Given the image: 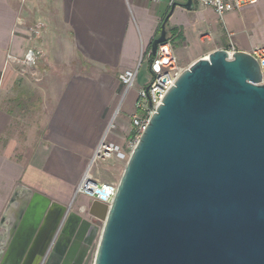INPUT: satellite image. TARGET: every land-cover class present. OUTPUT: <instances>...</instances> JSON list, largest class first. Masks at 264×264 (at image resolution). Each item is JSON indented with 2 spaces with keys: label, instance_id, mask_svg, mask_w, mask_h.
Listing matches in <instances>:
<instances>
[{
  "label": "water",
  "instance_id": "1",
  "mask_svg": "<svg viewBox=\"0 0 264 264\" xmlns=\"http://www.w3.org/2000/svg\"><path fill=\"white\" fill-rule=\"evenodd\" d=\"M173 9L153 55L167 41ZM35 197L21 225L27 237L15 250L14 239L2 264H27L36 255L49 264L60 246L65 264H264L259 61L248 51L230 56L218 48L179 75L131 150L111 203L89 204L102 221L97 247L92 236L64 246L55 241L61 219L50 223V199Z\"/></svg>",
  "mask_w": 264,
  "mask_h": 264
},
{
  "label": "crops",
  "instance_id": "2",
  "mask_svg": "<svg viewBox=\"0 0 264 264\" xmlns=\"http://www.w3.org/2000/svg\"><path fill=\"white\" fill-rule=\"evenodd\" d=\"M187 1L0 0V264L14 239L13 250L27 237L21 225L35 195L50 199L49 220L61 219L64 244L77 234L94 242L100 221L88 212L93 199L76 195V188L111 123L110 142L123 146L131 139V115L152 62L151 45L173 6L167 24L178 35L170 39L186 66L218 48L253 52L264 46V0L228 11L223 19L213 8L196 0L189 8ZM39 22L41 35L33 37L29 29ZM30 47L48 67L46 82L32 88L40 99L42 131L18 153V138L9 133L12 112L3 99L22 79L18 66ZM75 62L80 64L73 69ZM138 65L137 84L125 91L120 74ZM41 259L25 262L41 264Z\"/></svg>",
  "mask_w": 264,
  "mask_h": 264
},
{
  "label": "built area",
  "instance_id": "3",
  "mask_svg": "<svg viewBox=\"0 0 264 264\" xmlns=\"http://www.w3.org/2000/svg\"><path fill=\"white\" fill-rule=\"evenodd\" d=\"M198 3L211 7L215 10L220 18H224L228 11L240 10L245 7L254 5L257 0H196ZM43 28V23L39 22L34 27L30 28L29 33L31 36H40ZM235 47L228 48L227 51L231 56L235 51ZM259 61L264 81V46L258 47L251 52ZM39 58V52L30 47L22 60V64L35 65ZM15 59V57H12ZM16 60V59H15ZM138 65L135 68L126 69L120 74V81L125 87V91L133 88L137 84L139 74ZM188 66L181 63L176 55L172 40L168 39L163 44H159L156 55L151 62L149 72L147 73L146 82L138 89L137 99L135 102V111L131 115L132 127L134 131L133 137L127 143V149L122 146L110 142L108 140V133L114 128V123H111L108 131L98 144L92 158L90 159V166L82 176L77 188L76 195L84 194L92 199H97L104 203H111L113 200L118 182H101L93 176L91 168L95 164L107 161L113 158L124 160L129 158L130 152L139 139L148 124L151 115L162 102L167 91L174 85L179 75ZM100 221V220H99ZM102 222V221H101Z\"/></svg>",
  "mask_w": 264,
  "mask_h": 264
},
{
  "label": "rangeland",
  "instance_id": "4",
  "mask_svg": "<svg viewBox=\"0 0 264 264\" xmlns=\"http://www.w3.org/2000/svg\"><path fill=\"white\" fill-rule=\"evenodd\" d=\"M73 64L74 69L77 68L80 63L75 62ZM68 68L69 66L67 65L65 69ZM83 68L84 67L82 66V70ZM18 69L19 73L22 74V79L17 83L10 97L4 98L3 100L5 102V106L8 107L10 112H12L13 120L9 133L18 138V153H23L25 151V148L27 147L25 141L29 137H31L32 143H35V141L41 135L42 127L38 125L37 120V111L39 110L38 105L40 103V99L38 98L36 93L33 92L32 88L36 89L35 85H40L46 82L47 78H45L44 76H46L48 67L45 66L44 63L40 62V58H38L35 65L29 66L23 64V66L19 65ZM144 70L145 68L143 67L139 76L140 83H142L143 77L145 76ZM24 79L25 81H23ZM32 102L37 103V106H31L30 104ZM126 145L124 144L122 147L127 149ZM130 151L131 149H128V152ZM127 160L128 158L124 160L113 158L107 161L100 162L99 164H95L94 166H92L91 173L101 182H118L127 163ZM90 164L91 162L89 161L87 169L89 168ZM101 227L102 222L100 221L98 233L96 234L93 242V245H95V247H97L99 241V233Z\"/></svg>",
  "mask_w": 264,
  "mask_h": 264
},
{
  "label": "flooded vegetation",
  "instance_id": "5",
  "mask_svg": "<svg viewBox=\"0 0 264 264\" xmlns=\"http://www.w3.org/2000/svg\"><path fill=\"white\" fill-rule=\"evenodd\" d=\"M85 225H87V223H85ZM48 233H49V231H46L45 234L42 236V238H40L39 241L36 243V245H35V250L36 251L40 250L43 247V244H44V242H45V240L47 238V234ZM65 233H66V231H64L63 225H62V223H60L59 230H58V232H56V234L54 236V240L55 241L59 240V243L62 246L66 245L64 243H66L68 241V238H67ZM78 236L80 237V235L77 234L76 237L70 242V244L73 243L74 241L79 240ZM60 249H61V246H60ZM60 249L58 250V252L54 253V255H53V257H52V259H51L49 264H65L64 263L65 256L60 254L61 253ZM43 260H42L41 264H43Z\"/></svg>",
  "mask_w": 264,
  "mask_h": 264
},
{
  "label": "trees",
  "instance_id": "6",
  "mask_svg": "<svg viewBox=\"0 0 264 264\" xmlns=\"http://www.w3.org/2000/svg\"><path fill=\"white\" fill-rule=\"evenodd\" d=\"M166 17H167V16H166ZM163 22H164V20L162 21V23H161V25H160V27H159L158 34H159L160 31H161V28H162V24H163ZM166 28H167V37H168V39H170L171 37H174L175 35H178V31L175 30V29H169L167 23H166ZM153 58H154V55L151 54V55H150V61H152ZM133 135H134V131H132V133H131V137H133Z\"/></svg>",
  "mask_w": 264,
  "mask_h": 264
}]
</instances>
